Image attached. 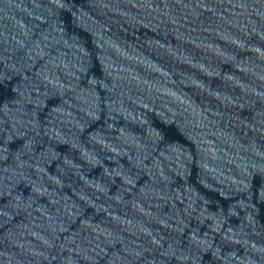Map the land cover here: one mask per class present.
<instances>
[{
  "label": "water",
  "instance_id": "1",
  "mask_svg": "<svg viewBox=\"0 0 264 264\" xmlns=\"http://www.w3.org/2000/svg\"><path fill=\"white\" fill-rule=\"evenodd\" d=\"M0 264H264V0H0Z\"/></svg>",
  "mask_w": 264,
  "mask_h": 264
}]
</instances>
